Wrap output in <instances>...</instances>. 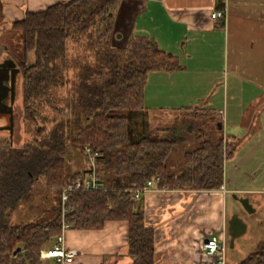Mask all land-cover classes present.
Returning a JSON list of instances; mask_svg holds the SVG:
<instances>
[{
  "label": "trees",
  "instance_id": "16d2710c",
  "mask_svg": "<svg viewBox=\"0 0 264 264\" xmlns=\"http://www.w3.org/2000/svg\"><path fill=\"white\" fill-rule=\"evenodd\" d=\"M121 1L60 0L27 12L12 25L23 40V121L34 126V132L21 146L0 137V264H45L41 251L62 231L63 190L88 173L68 171L71 145L99 153L94 169L100 186L71 189L65 221L71 228L88 230L126 221L131 264H157L155 231L133 198L136 189L154 176L165 188L211 190L224 185L225 161L239 140L232 144L228 137L216 141L207 136L184 152L181 169L173 172L169 159L187 141V132L196 129L203 137L199 117L193 115L184 129L165 136L164 128L146 127L148 131L140 133L134 126L132 117L149 109L145 87L150 73L181 69L182 64L149 36L135 34L123 45L115 42ZM3 17L0 1V23ZM71 44L82 46L83 52L72 57ZM205 126L212 129L208 121ZM40 177L56 193L57 203L32 221L12 223L14 211ZM237 264H264V241Z\"/></svg>",
  "mask_w": 264,
  "mask_h": 264
},
{
  "label": "crops",
  "instance_id": "0c3cea01",
  "mask_svg": "<svg viewBox=\"0 0 264 264\" xmlns=\"http://www.w3.org/2000/svg\"><path fill=\"white\" fill-rule=\"evenodd\" d=\"M0 1L4 14L0 23L1 41L7 40V36L14 33L13 23L23 19L27 12L44 10L60 0ZM217 9H224L226 16L213 18L212 12ZM115 30L120 38L125 39V43L131 35L149 36L156 40L162 50L180 60L181 69L164 71L180 73L179 91L175 92L177 96H169V104H164V108L190 110V115L197 118L206 109L203 114L212 129H222L226 137L241 142L240 135L246 130L243 128L245 120L236 111L230 113V109L241 111L248 108L244 104L231 102L237 98L235 95L238 93L231 90V84L234 77H249L264 92V0H122L116 10ZM2 51L8 58L19 62L17 57L6 53L4 49ZM218 52L224 53L229 74L228 82L225 83L227 85L223 88L222 104L217 102L211 90V79L208 82L200 80L202 75L211 76V58L218 56ZM17 65L20 67V63ZM188 69L192 70L194 78L185 82L184 74ZM191 84H200L204 88L203 92L186 97L183 90ZM248 93H251L249 87L244 89V94ZM261 94L251 97L250 101L255 106L264 101V97L259 96ZM257 109L261 111L257 117L251 115V118L246 119L247 122L252 121L247 131L248 135L253 131V138L263 141L264 106L259 105ZM209 110L212 112L208 113ZM211 116L214 117L213 121ZM200 129L202 132L199 136H205L203 127ZM256 152L260 153L261 159L255 163L252 161L247 168L243 187L239 182L230 183L226 176V162L234 158L236 150L225 161V190L159 188L147 191L140 198L145 222L155 231L157 264H220L219 255L206 254L204 241L212 236H224L227 243L230 240L231 216L225 208L226 195L230 191L247 193L249 195L239 197H248L250 200L251 196L255 199L263 198L264 149ZM251 156L257 157L258 154ZM65 245L78 251L75 259L66 264L133 262L129 255L128 223L123 220L108 221L100 229L69 228L65 232ZM45 264L58 263L50 258Z\"/></svg>",
  "mask_w": 264,
  "mask_h": 264
},
{
  "label": "rangeland",
  "instance_id": "374dc122",
  "mask_svg": "<svg viewBox=\"0 0 264 264\" xmlns=\"http://www.w3.org/2000/svg\"><path fill=\"white\" fill-rule=\"evenodd\" d=\"M7 37V40L0 41L1 49H4L6 53L17 57L16 59H20L18 58V56L22 57L24 54L22 34L14 30V33ZM114 40L119 45L125 44V39L120 38L118 33H116ZM2 50H0V62H3L6 58H8V56L5 55ZM80 52H83L82 46L78 44H71L70 54L72 57L78 55ZM28 58L29 62H33L34 53L30 52ZM211 61L213 64V70H210L212 72L210 73L211 76L205 77L202 75L200 80L201 82H208V80L211 79L210 83L211 85L213 84L211 90L214 93L217 102H220L222 104L224 94L223 88L227 85L225 83L228 82L227 79H229L228 70L224 61V53L222 54V52H218V56H213V58H211ZM17 63L19 64L20 60ZM179 74L180 73L178 71L174 74L165 73L164 71H155L150 73L145 87V102L147 106H149V109L146 111H139L136 114V117H132L133 124L140 133L148 131L146 127H160L165 129L162 134L165 136L174 133L179 129V127H182V129H184V125L190 124L193 120L192 115H190L189 113L190 110H168L164 108V104H169V96H171L172 94H176L174 96H177V93L175 92L179 91ZM184 75L185 82L194 78V76H192L193 73L191 69H188ZM257 85L259 84L251 82L249 77L237 76L236 78H232L231 90H235V93H238L235 95V97L237 96V98L232 99L231 102L233 101L234 104H244L248 109L241 111L236 109H230V113L236 111L240 114L239 117L245 120L243 128L246 130H244L242 135H240L241 142L237 148V153L235 154L234 158H229L226 162V176L230 183L236 184L239 182L241 183L242 187L245 186L244 181H246V178L244 177V174H246L247 168L251 166L252 161L255 163V161H260L261 159L260 153L256 151L264 149V140L261 141L259 139L257 140L256 137L253 138V131L250 132L249 135V131H247L250 129L252 121L247 122L246 119L248 120L249 118H251V115L257 117L258 112H261L260 109H257L258 106H264V101H262L261 104L256 106L252 101H250L251 97L254 96V94L262 93L261 88ZM247 87L250 88L251 93L245 95L244 89ZM203 90L204 88H202L200 84H191L183 91L184 95L186 97L188 95V98H190L201 94ZM259 96L264 97V92ZM241 97L244 98L241 99ZM7 102L8 105H10V103L12 104V111L0 110V137L5 139L11 138L14 145L21 146L26 141L32 138L34 132V126L28 125L23 121L21 68L20 72L17 74L15 79L14 100L9 97L7 99ZM205 111L206 109L201 112L199 118L197 119L200 122L201 127H203L205 131V136L198 137L196 134V129L191 133L185 131L187 132V141L179 144L169 159L168 165L171 171L178 172L181 169L180 167L182 165V157L184 152L194 149L204 139H206L207 136H210L213 140L216 141L222 136L226 137L225 131H223L222 129H210L208 126H205V122L208 121V118L205 116V114H203L205 113ZM210 111L212 112V110H209L208 113H210ZM47 113L50 114L49 116H52V113L49 109H47ZM179 119L181 123H179ZM13 121L15 124L14 132L11 135V129L9 127L13 124ZM254 125H252L253 130L255 128ZM228 141L233 144L235 139L228 138ZM253 154H258V156L252 157L251 155ZM67 155L69 160L68 171L70 173H73L77 170H86L88 171V173L85 177H90L92 175L89 170L93 167L90 163H88L87 155L82 149L71 145L68 148ZM235 193L238 196L249 195L243 192L230 191L226 195L225 208L229 214V217L234 214H237L240 218H242L243 221L247 224V228L242 235L238 236L235 239L234 246H231L230 241H228L225 252V264L239 263L251 252L258 249L260 244L264 241V194H262L263 198L260 199H255L253 196H251L252 198L250 200V203L255 208V211L250 212L244 208L239 199L234 197ZM56 203V193L47 189L44 178L40 177L35 181L32 194L29 196V198L26 199L20 205V207L14 211L12 216V223L21 224L28 221H32L36 219L39 215L43 214L47 208H51ZM229 238L231 237L229 236Z\"/></svg>",
  "mask_w": 264,
  "mask_h": 264
},
{
  "label": "built area",
  "instance_id": "2783aa9c",
  "mask_svg": "<svg viewBox=\"0 0 264 264\" xmlns=\"http://www.w3.org/2000/svg\"><path fill=\"white\" fill-rule=\"evenodd\" d=\"M225 16L226 14L224 9H217L212 12V17L215 19L224 18ZM84 152L87 155L88 163H90L91 166L93 167V172L91 173L92 175L90 177L88 176L84 177L83 179H77L74 185L69 186L63 190L62 231L57 236L56 240L51 246L45 247L41 251V257L44 261L50 258H54L58 264H66L72 262L75 259V257L78 255V251L76 249L67 248L65 245V232L66 230L71 228L70 224L65 221V212L67 211L65 205L69 197V191L73 188L90 190V189L99 188L100 186V179L97 176L94 169L96 165V157L98 156L99 153L97 151L93 152L89 146H85ZM159 181H160V177L154 176L153 178L147 181L144 187L138 188L134 191L133 198L135 200H140V198L149 190H153V189L159 190V188H165L159 185ZM222 188L225 190L224 185L222 186ZM203 246L206 254L210 256L219 255L220 256L219 263L225 264V252L227 248V240L225 239L224 236L208 237L204 241Z\"/></svg>",
  "mask_w": 264,
  "mask_h": 264
},
{
  "label": "water",
  "instance_id": "95a60500",
  "mask_svg": "<svg viewBox=\"0 0 264 264\" xmlns=\"http://www.w3.org/2000/svg\"><path fill=\"white\" fill-rule=\"evenodd\" d=\"M20 72V67L13 58H6L3 62H0V110L1 111H12V104L8 105L7 97L11 95L12 100H14L15 94V79L17 74ZM14 121L9 127L11 129L10 134L14 132ZM222 128V124H219ZM234 197L239 199L244 208L250 212L255 211V208L250 203L248 197H239L234 194ZM247 228V224L240 218L237 214H234L229 219V236L231 246H234L235 239L242 235ZM18 248L15 253L19 250Z\"/></svg>",
  "mask_w": 264,
  "mask_h": 264
},
{
  "label": "flooded vegetation",
  "instance_id": "af4514ba",
  "mask_svg": "<svg viewBox=\"0 0 264 264\" xmlns=\"http://www.w3.org/2000/svg\"><path fill=\"white\" fill-rule=\"evenodd\" d=\"M9 97H11V95H9V96L7 97V99H8Z\"/></svg>",
  "mask_w": 264,
  "mask_h": 264
}]
</instances>
